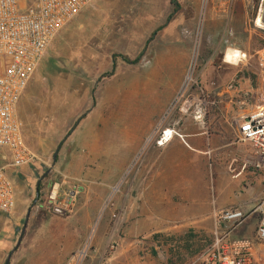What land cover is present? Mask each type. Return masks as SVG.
<instances>
[{
    "label": "rangeland",
    "instance_id": "1",
    "mask_svg": "<svg viewBox=\"0 0 264 264\" xmlns=\"http://www.w3.org/2000/svg\"><path fill=\"white\" fill-rule=\"evenodd\" d=\"M263 47L264 0H89L51 39L17 101L22 137L35 158L18 168L0 159L15 189L13 207L0 213V264L27 207L7 264L189 260L219 225L215 221L207 230L168 212L161 219L160 203L143 196L150 182L146 167L154 145L164 142H158L162 130L180 134L183 117L211 133L232 104L242 113V107L262 102L256 53ZM226 48L244 51L246 60L223 62ZM227 82L232 90L224 89ZM200 90L216 100L202 123L190 114ZM176 139L182 137L175 135L158 156H170ZM183 146L176 152L189 149ZM53 183L61 194L78 189L68 210L46 206ZM256 217L242 220L231 235L250 239ZM79 238L64 260L65 249ZM257 244L258 264H264V244Z\"/></svg>",
    "mask_w": 264,
    "mask_h": 264
},
{
    "label": "built area",
    "instance_id": "2",
    "mask_svg": "<svg viewBox=\"0 0 264 264\" xmlns=\"http://www.w3.org/2000/svg\"><path fill=\"white\" fill-rule=\"evenodd\" d=\"M88 1L0 0V155L11 167H21L35 158L22 137L17 101L51 39ZM227 49L238 51L232 62L225 59ZM256 58L264 83V47L256 53ZM222 60L242 63L246 53L237 48H226ZM233 88L232 82L224 85L226 91ZM215 104V99L200 90V95L190 105L192 119L202 123L207 109ZM236 126L235 140L249 143L259 156L254 165H264V98L253 108L240 113ZM164 130L158 142H162ZM77 192V188L66 189L61 194L58 185L53 183L46 193L45 204L55 212L66 211L72 206ZM14 201L13 180L0 164V213L8 212ZM255 208L259 215L250 239L231 235L232 229L245 218V213L228 207L219 212L215 220L224 228L216 230L211 241L182 264H258L261 256L255 243L264 244V209L260 203Z\"/></svg>",
    "mask_w": 264,
    "mask_h": 264
},
{
    "label": "crops",
    "instance_id": "3",
    "mask_svg": "<svg viewBox=\"0 0 264 264\" xmlns=\"http://www.w3.org/2000/svg\"><path fill=\"white\" fill-rule=\"evenodd\" d=\"M242 83L244 89L248 90L249 85L245 81ZM236 107L237 105L232 104L229 109H225L229 117L211 133L200 131L188 116L183 117L178 125V132L187 145L182 139H176L170 146L173 149L170 156H164L163 152L158 156V153L160 148H165L178 135L172 129L166 128L172 130L169 139L160 145H154L156 152L152 162L146 167L150 172V182L143 187V196L152 204L160 203L158 210L162 214L161 219L168 212L190 224L200 222L210 230L212 226L215 227L219 212L234 207L245 213L243 221L250 218L252 220L257 215L256 224L259 215L256 205L260 203V207L264 209V165H254L259 156L249 143L235 140L238 122V118L234 116L235 110L240 115ZM253 107L254 104L251 103L242 107L241 112ZM183 145L189 149L186 152H176L184 149ZM165 196L175 197L176 200H167L168 204L163 205L160 200ZM55 215L58 216L53 214ZM223 228L222 225L218 226V229ZM80 243L81 238L65 249L64 260L72 255V251ZM257 246L259 244L256 248ZM57 256L58 252H54L49 258L54 261Z\"/></svg>",
    "mask_w": 264,
    "mask_h": 264
},
{
    "label": "bare ground",
    "instance_id": "4",
    "mask_svg": "<svg viewBox=\"0 0 264 264\" xmlns=\"http://www.w3.org/2000/svg\"><path fill=\"white\" fill-rule=\"evenodd\" d=\"M256 22H258V25H260L259 18L256 20ZM237 53H238L237 50L227 49L225 51V58L228 57V56H231L232 57V60H235V57H236ZM171 134H172V130L165 129L164 130V133H163L162 141H165V140L169 139L171 137Z\"/></svg>",
    "mask_w": 264,
    "mask_h": 264
},
{
    "label": "water",
    "instance_id": "5",
    "mask_svg": "<svg viewBox=\"0 0 264 264\" xmlns=\"http://www.w3.org/2000/svg\"><path fill=\"white\" fill-rule=\"evenodd\" d=\"M28 208L29 207H27V209L25 211V214H24V217H23V223H22V226L20 227L16 242H15L14 246L12 247V249L9 251V253L6 255L3 264H7L10 252L16 247V245L18 244V242L20 240V237L22 235L23 228H24V225H25V221H26V218H27V213H28V210H29Z\"/></svg>",
    "mask_w": 264,
    "mask_h": 264
},
{
    "label": "clouds",
    "instance_id": "6",
    "mask_svg": "<svg viewBox=\"0 0 264 264\" xmlns=\"http://www.w3.org/2000/svg\"><path fill=\"white\" fill-rule=\"evenodd\" d=\"M227 62H232V57L231 56H228L225 58Z\"/></svg>",
    "mask_w": 264,
    "mask_h": 264
},
{
    "label": "trees",
    "instance_id": "7",
    "mask_svg": "<svg viewBox=\"0 0 264 264\" xmlns=\"http://www.w3.org/2000/svg\"><path fill=\"white\" fill-rule=\"evenodd\" d=\"M0 159L4 160L1 155H0ZM5 161V160H4ZM6 173L11 177V175L7 172V170L5 169Z\"/></svg>",
    "mask_w": 264,
    "mask_h": 264
}]
</instances>
